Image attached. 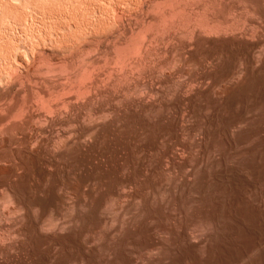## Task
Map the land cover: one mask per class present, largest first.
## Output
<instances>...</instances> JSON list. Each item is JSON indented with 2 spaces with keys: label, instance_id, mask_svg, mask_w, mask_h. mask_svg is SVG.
<instances>
[{
  "label": "rangeland",
  "instance_id": "1",
  "mask_svg": "<svg viewBox=\"0 0 264 264\" xmlns=\"http://www.w3.org/2000/svg\"><path fill=\"white\" fill-rule=\"evenodd\" d=\"M1 2L0 71L37 76L52 59L61 68L46 76L66 86L82 63L112 64L111 46L164 9L158 0ZM262 21L247 44L184 55L180 82L203 78L186 97L168 85L152 108L30 158L0 189L21 204L0 216V264H264ZM15 104L0 95L5 109Z\"/></svg>",
  "mask_w": 264,
  "mask_h": 264
},
{
  "label": "bare ground",
  "instance_id": "2",
  "mask_svg": "<svg viewBox=\"0 0 264 264\" xmlns=\"http://www.w3.org/2000/svg\"><path fill=\"white\" fill-rule=\"evenodd\" d=\"M45 1L39 0L44 8ZM158 2L157 7L163 6L164 9L158 11L151 22L141 20L130 31L129 37L111 46L113 51L108 55L112 64L102 65L99 60L82 63L80 69L66 75L65 79L70 82L68 86L59 85L60 83L57 85L63 79L46 76L48 72L61 68L60 64L50 62L52 59L46 60L44 68H34L32 72L37 76L30 75L29 71L21 78L16 71H7L6 67L3 68L4 72L0 71V95L4 99L9 98L11 102L16 101L12 108L7 106L10 108L8 110L4 108L5 105H0V112L4 114L0 117V189L7 192L9 182L23 173L26 162L30 158L34 159V155H53L58 148L68 146L75 137L94 135L98 126L106 122V119H114L125 111L152 108L161 90L164 91L163 88L168 85H177L181 97H186L192 89L199 86L203 78L194 77L186 83L180 82L182 76L186 75L181 67L187 62L184 55L192 52L191 49L197 52H204L207 46L215 49L213 46L216 47L217 43L245 42L260 30V23L264 21V0ZM1 3L0 0V5ZM35 3L38 8L39 3ZM148 8L146 6V10ZM232 16L243 22L242 27H239L238 24L241 23L236 22V19L235 22L234 19L231 20ZM254 18L258 22L260 18V26L257 21H252ZM105 20L107 21L106 18ZM106 21L105 25L110 24ZM160 82L164 84L162 89ZM158 85H161L160 88ZM27 91L35 96L36 103L30 102L32 99L29 101L27 97V101L24 99ZM58 92L63 94L59 99H54V94ZM2 193L1 208L4 209L6 205L7 210L4 209L3 212L0 208V216L4 218L10 212L12 214L15 210L19 211L21 204L9 194L4 195L7 197L5 200ZM2 230L1 228L0 231ZM5 239V235L0 232V244Z\"/></svg>",
  "mask_w": 264,
  "mask_h": 264
}]
</instances>
